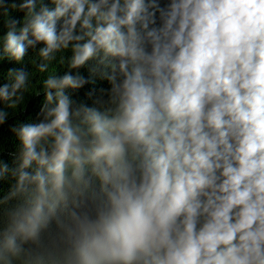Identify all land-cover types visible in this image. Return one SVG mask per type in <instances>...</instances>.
Returning a JSON list of instances; mask_svg holds the SVG:
<instances>
[{"label":"clouds","instance_id":"clouds-1","mask_svg":"<svg viewBox=\"0 0 264 264\" xmlns=\"http://www.w3.org/2000/svg\"><path fill=\"white\" fill-rule=\"evenodd\" d=\"M0 264H264V0H0Z\"/></svg>","mask_w":264,"mask_h":264}]
</instances>
